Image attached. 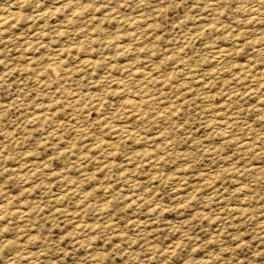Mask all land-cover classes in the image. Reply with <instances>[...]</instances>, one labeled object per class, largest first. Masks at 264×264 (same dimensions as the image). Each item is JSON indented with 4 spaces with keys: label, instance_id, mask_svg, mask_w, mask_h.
<instances>
[{
    "label": "rangeland",
    "instance_id": "374dc122",
    "mask_svg": "<svg viewBox=\"0 0 264 264\" xmlns=\"http://www.w3.org/2000/svg\"><path fill=\"white\" fill-rule=\"evenodd\" d=\"M2 15L0 264H264V0Z\"/></svg>",
    "mask_w": 264,
    "mask_h": 264
},
{
    "label": "bare ground",
    "instance_id": "6f19581e",
    "mask_svg": "<svg viewBox=\"0 0 264 264\" xmlns=\"http://www.w3.org/2000/svg\"><path fill=\"white\" fill-rule=\"evenodd\" d=\"M7 18H8V15H5V16H1L0 17V19H2V20H7ZM4 22V21H3ZM218 51V50H217ZM223 51V50H222ZM222 51H220V53L222 52ZM88 62V61H87ZM143 73H144V71H143ZM142 73V74H143ZM141 74V73H140ZM146 74V73H145ZM147 74H148V72H147ZM149 74H150V72H149ZM140 101V100H139ZM139 103V102H138ZM139 105V104H138ZM131 106L133 107V108H136V107H138L137 106V101L135 100V101H132L131 102ZM136 106V107H135ZM125 127V126H124ZM118 129V128H117ZM119 131H130V130H127V129H121V130H119ZM124 133V132H123ZM247 143V142H246ZM242 145V144H241ZM244 145V144H243ZM247 146V145H246ZM5 207L4 206H2V205H0V212H2V210L4 209ZM156 208V207H155ZM229 209H230V207H229ZM234 210H236L237 211V208L236 209H234ZM239 210V209H238Z\"/></svg>",
    "mask_w": 264,
    "mask_h": 264
}]
</instances>
